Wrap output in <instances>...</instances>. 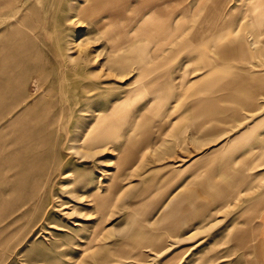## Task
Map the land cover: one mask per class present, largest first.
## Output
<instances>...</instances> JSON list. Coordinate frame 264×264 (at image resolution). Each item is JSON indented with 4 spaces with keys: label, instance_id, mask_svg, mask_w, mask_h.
Instances as JSON below:
<instances>
[{
    "label": "rangeland",
    "instance_id": "1",
    "mask_svg": "<svg viewBox=\"0 0 264 264\" xmlns=\"http://www.w3.org/2000/svg\"><path fill=\"white\" fill-rule=\"evenodd\" d=\"M254 2L183 0L167 34L131 24L113 49L93 0H0V264H264V93L201 89L218 58L194 39L223 5L222 42L249 45L233 63L264 74ZM209 94L231 113L199 121ZM226 163L238 183L216 200Z\"/></svg>",
    "mask_w": 264,
    "mask_h": 264
},
{
    "label": "crops",
    "instance_id": "2",
    "mask_svg": "<svg viewBox=\"0 0 264 264\" xmlns=\"http://www.w3.org/2000/svg\"><path fill=\"white\" fill-rule=\"evenodd\" d=\"M182 1L183 0H135L133 6L130 9H127L128 4L130 3L129 0H120L113 5L111 3L105 5L99 4L94 8L99 9L100 13H107L110 18L118 21L119 25L127 26L122 32H117L118 35L112 48L118 49L126 42L127 35L125 32L130 26H132L131 24L139 23L137 28L138 34H146L149 28L154 30L153 33L155 35L164 34L165 32L167 34L169 24L176 13L175 8ZM133 8L137 11L135 15L129 14V12H132ZM223 8L224 6L220 4L211 6L209 18L207 19L208 21L206 20L210 25L213 24L211 28H215V35L203 38L202 31H200L199 36L196 35L195 37L194 35L195 40L200 39V41L213 45L216 50L215 55L217 53L218 58L217 64L211 63V65L206 64L204 66V68L206 67L207 69V73L209 68L210 75L206 84L201 86V89L207 88V90L209 89L212 93V91H215L218 88H223L226 91L223 98L239 99L243 105H251L248 104L247 101H251L254 93H264V74H251L247 67L236 66L234 64L240 58H248L249 45L243 40L238 43L222 42L225 39L226 28H228L227 16L225 19L223 18L220 25L217 26V22L221 19ZM251 9L257 11V14L255 15V26L258 34H261L264 31V0H255ZM183 11L184 10H181L182 15L184 13ZM124 61L127 63L128 59L124 58ZM163 77L165 78V75ZM157 80L158 78H154L147 83V88H150L152 90L151 92H154L157 88L156 85V88L153 85ZM152 81L155 82L153 83ZM144 86L146 87V85ZM155 92H157V89ZM215 104V96L212 94L196 99L193 102L194 115L199 121H202L206 116H227L231 113L228 109L216 107ZM235 112L236 111H234V113ZM225 167L226 168L223 170L226 182L225 185H221L219 182L216 183L210 178L204 183L207 191L211 192L216 200L228 198L229 193H233L232 188L238 183V180L236 179L237 173L229 168L228 163L225 164ZM239 183L243 184L240 181ZM189 202H191V199H189ZM196 209L201 210L202 208L195 207L193 210L195 211ZM187 210L186 205H177L173 213L178 212L180 216L177 213L176 214L179 217L196 215L194 212L192 214L186 213ZM252 240L253 233L251 230H241L235 237V243L240 247L247 246Z\"/></svg>",
    "mask_w": 264,
    "mask_h": 264
},
{
    "label": "bare ground",
    "instance_id": "3",
    "mask_svg": "<svg viewBox=\"0 0 264 264\" xmlns=\"http://www.w3.org/2000/svg\"><path fill=\"white\" fill-rule=\"evenodd\" d=\"M94 2H95V4H96V6H98L99 4H109V3H111L112 5L115 3V2H117V1H120V0H93ZM151 1H154V0H151ZM156 1V0H155ZM126 25H120V26H118V28H117V32H122L123 31V29L125 30L126 29ZM115 43V42H114ZM153 82V81H152ZM155 82V81H154ZM153 82V83H154ZM150 84V83H149ZM146 86H147V84H146ZM145 87V86H144ZM155 87V86H154ZM248 238V237H247ZM249 239V238H248Z\"/></svg>",
    "mask_w": 264,
    "mask_h": 264
}]
</instances>
